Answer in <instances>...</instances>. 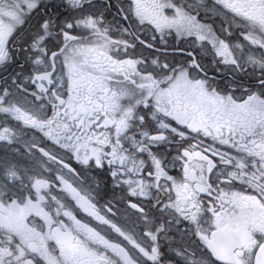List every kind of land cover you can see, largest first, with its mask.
I'll return each mask as SVG.
<instances>
[{"label":"snow or ice","instance_id":"1","mask_svg":"<svg viewBox=\"0 0 264 264\" xmlns=\"http://www.w3.org/2000/svg\"><path fill=\"white\" fill-rule=\"evenodd\" d=\"M52 4L0 0V116L53 165L6 181L0 264H264V0Z\"/></svg>","mask_w":264,"mask_h":264},{"label":"flooded vegetation","instance_id":"2","mask_svg":"<svg viewBox=\"0 0 264 264\" xmlns=\"http://www.w3.org/2000/svg\"><path fill=\"white\" fill-rule=\"evenodd\" d=\"M57 3H59V0H53V4L48 10L49 14L52 12L62 14L55 7ZM44 11V9H41L42 13ZM7 36L0 35V40L6 39ZM19 59L22 60L23 57L21 56ZM18 62L19 61L17 59H13V61L9 63L7 67H0V87L8 83L11 77L16 75V73L22 71L17 66ZM249 63L252 66L259 68L261 63H264V60L261 59L258 53H253L252 59L249 61ZM5 121L10 125L11 128L15 129L16 134L12 137L14 141L12 144L0 143V156L7 157L3 164L0 165V195L2 196H7L8 194V189L5 186L6 181L11 179L12 181H15L16 185L18 186L26 179L25 173L23 171L25 167H35L37 171L41 170V166H43V168L53 167V165L49 163L47 159L41 156L35 147L36 145H43L44 142V138L39 132H32L27 128H21L14 121L7 120L6 117L0 116V122ZM5 135H7V133ZM47 150L56 155L60 154L59 150L56 149L55 146H49ZM9 172H15L17 174L16 177H9ZM17 177H19V179H17ZM9 222L11 223L13 221L10 219ZM173 226L175 227V225Z\"/></svg>","mask_w":264,"mask_h":264},{"label":"rangeland","instance_id":"3","mask_svg":"<svg viewBox=\"0 0 264 264\" xmlns=\"http://www.w3.org/2000/svg\"><path fill=\"white\" fill-rule=\"evenodd\" d=\"M11 3V0H9ZM194 0H188V3H195ZM12 9L5 8L3 12H0V35L7 36L11 34L12 26L16 21L6 13L11 12Z\"/></svg>","mask_w":264,"mask_h":264}]
</instances>
